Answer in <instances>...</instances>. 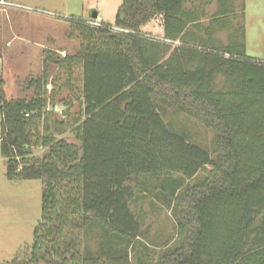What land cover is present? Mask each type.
Segmentation results:
<instances>
[{"label": "trees", "instance_id": "16d2710c", "mask_svg": "<svg viewBox=\"0 0 264 264\" xmlns=\"http://www.w3.org/2000/svg\"><path fill=\"white\" fill-rule=\"evenodd\" d=\"M195 1L122 0L113 26L126 34L63 18L78 50H43L29 98L7 99L0 77L5 178L41 182L31 244L0 264H264V61L246 56L243 27L234 45L185 40L207 16ZM226 1L212 19L232 14ZM164 107L202 122L213 146ZM144 190L176 223L155 259L132 209Z\"/></svg>", "mask_w": 264, "mask_h": 264}, {"label": "rangeland", "instance_id": "374dc122", "mask_svg": "<svg viewBox=\"0 0 264 264\" xmlns=\"http://www.w3.org/2000/svg\"><path fill=\"white\" fill-rule=\"evenodd\" d=\"M48 14H31L0 9V77L5 82L7 99L29 98L32 90L26 81L41 73L43 50L72 54L78 43L67 38L68 27L63 18H88L96 12L104 24L113 25L122 0H5ZM45 17L46 21H26V17ZM47 16V17H46ZM48 19V20H47ZM246 54L264 60V0H244ZM50 89V87H48ZM166 110L165 122L178 133L184 132L193 144L207 150L213 146V134L194 117ZM54 118L59 109L55 107ZM35 154L38 152L35 151ZM132 209L141 215V230L155 259L165 244L171 246L176 237V223L171 211L155 196L142 191ZM41 182H12L5 178V162L0 154V261L10 260L18 249L29 246L35 225L40 219ZM133 259V256H131ZM134 263V259L132 260Z\"/></svg>", "mask_w": 264, "mask_h": 264}, {"label": "crops", "instance_id": "0c3cea01", "mask_svg": "<svg viewBox=\"0 0 264 264\" xmlns=\"http://www.w3.org/2000/svg\"><path fill=\"white\" fill-rule=\"evenodd\" d=\"M201 2L202 8L207 13V16L201 19V24L199 30L190 29L189 32L185 35V40L191 41H199L200 39H211L214 46L216 47H225L237 42L235 39V30L239 27L244 28V36L246 37V29L244 24V0H230L226 1L224 5L228 8L232 6L233 9L232 14L221 16L219 21L216 19H212V15L216 12L218 8L217 0L211 1H195L196 6ZM186 7H189L188 5ZM47 17V16H46ZM46 21L45 17L36 18V17H26V21H32L34 23H38V21ZM48 20V19H47ZM203 29L202 31H200ZM208 29V33L204 30ZM151 35L160 34L159 29L154 25L150 24L145 28ZM235 37V38H234ZM245 52H246V41H245ZM247 56V54H246ZM249 57V56H248ZM256 59L254 57H250ZM259 60V59H256ZM264 61V60H262ZM2 262V261H0Z\"/></svg>", "mask_w": 264, "mask_h": 264}, {"label": "built area", "instance_id": "2783aa9c", "mask_svg": "<svg viewBox=\"0 0 264 264\" xmlns=\"http://www.w3.org/2000/svg\"><path fill=\"white\" fill-rule=\"evenodd\" d=\"M0 9H10V10H14V11H21V12H25V13H31V14H48L45 13L43 11H39L36 9H32L23 5H18L15 3H11V2H7L5 0H0ZM87 24L93 27H98L101 25H104V22L102 20V18L100 16H96L93 19H89L87 21ZM106 25V24H105ZM107 28L109 31L111 32H116V33H121V34H126L128 33L127 30L123 29V28H119V27H115L113 25H107ZM174 45H177V43H173Z\"/></svg>", "mask_w": 264, "mask_h": 264}, {"label": "water", "instance_id": "95a60500", "mask_svg": "<svg viewBox=\"0 0 264 264\" xmlns=\"http://www.w3.org/2000/svg\"><path fill=\"white\" fill-rule=\"evenodd\" d=\"M96 17V13H92L91 14V18L93 19V18H95Z\"/></svg>", "mask_w": 264, "mask_h": 264}]
</instances>
